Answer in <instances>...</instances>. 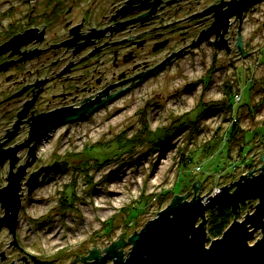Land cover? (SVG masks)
I'll return each instance as SVG.
<instances>
[{"label": "rangeland", "instance_id": "374dc122", "mask_svg": "<svg viewBox=\"0 0 264 264\" xmlns=\"http://www.w3.org/2000/svg\"><path fill=\"white\" fill-rule=\"evenodd\" d=\"M260 58L264 62V52ZM223 61L216 64L213 49L204 46L123 97L48 135L41 147L47 158L56 154L78 162L38 190L27 206L22 233L30 252L52 260L50 264H72L77 254L75 264H82L88 249L95 246L103 256L123 233L126 243L115 252L122 249L125 257L132 247L128 237L155 218L174 195L187 193L190 200L196 193L213 194L259 169L264 162V63L253 61L248 69ZM228 91L239 93L240 101L230 99ZM222 101L233 103L232 109L204 113L194 133L186 123L173 130L165 146L146 140L128 144L135 135L146 138L149 131L193 118L199 103ZM234 118L241 129L238 139L223 142ZM155 134L163 137L159 131ZM188 155L193 160L183 168ZM62 202L69 204L63 208ZM249 208L245 204L239 220L253 212ZM260 237L258 230L250 244ZM111 262L107 258L103 264Z\"/></svg>", "mask_w": 264, "mask_h": 264}, {"label": "flooded vegetation", "instance_id": "af4514ba", "mask_svg": "<svg viewBox=\"0 0 264 264\" xmlns=\"http://www.w3.org/2000/svg\"><path fill=\"white\" fill-rule=\"evenodd\" d=\"M237 1L0 0V264L51 263L29 250L22 233L26 208L75 165L69 156L42 152L62 125L36 137L43 126L37 117L76 109L104 92L99 110L204 46L213 49L216 64L226 59L249 69L264 63V0L231 15L225 29L210 31ZM158 65V73L132 80ZM65 158L69 169L43 179L44 167ZM242 203L253 210L257 199Z\"/></svg>", "mask_w": 264, "mask_h": 264}, {"label": "water", "instance_id": "95a60500", "mask_svg": "<svg viewBox=\"0 0 264 264\" xmlns=\"http://www.w3.org/2000/svg\"><path fill=\"white\" fill-rule=\"evenodd\" d=\"M258 1L260 0H239L231 4L226 13L217 18L210 31L214 28L225 29L231 15L240 17L249 4ZM145 17L146 15H142L136 20H144ZM237 45L242 50L240 40ZM161 69L162 65H158L136 75L132 80L138 78V81L142 82ZM121 92L122 90L115 92L108 99L118 96ZM104 94L101 92L95 99L76 109L63 108L38 116L36 121L43 126L36 137L47 134L56 126L93 114L107 101L101 100ZM76 162L78 161H73ZM70 165L71 160L67 158L47 165L41 170L44 171L43 179L51 173L62 172ZM258 171L255 174L254 170H250L230 184L220 187L218 192L206 196L196 193L197 187L193 183L196 194L190 200L186 199L187 193L184 196L174 195L155 218L147 221L140 231L128 237L132 247L127 256L124 257L122 249L115 252L117 247L126 243L121 240L122 233L120 239L113 242L103 256L98 255L99 248L95 246L88 249L89 254L81 256L82 264H103L107 258H111V264H264V162ZM37 185L38 183L34 184L30 191ZM251 199H257L253 212L246 213L244 218L239 220L240 204ZM214 207H229L234 215V219L217 238L209 237L206 230V212ZM258 230L261 237L250 244ZM77 258L76 254L75 261ZM75 261L72 264H75ZM36 264L47 262L36 261Z\"/></svg>", "mask_w": 264, "mask_h": 264}, {"label": "trees", "instance_id": "16d2710c", "mask_svg": "<svg viewBox=\"0 0 264 264\" xmlns=\"http://www.w3.org/2000/svg\"><path fill=\"white\" fill-rule=\"evenodd\" d=\"M252 84H253V82H252ZM230 91H228L227 94H229L230 99H233L234 98L233 96L235 93L232 94ZM232 105H233V103H231V102L229 104H227V103L225 104V102H223V101L217 102V103H209V102L199 103L198 106H196L195 109L193 110V111H196L195 116L193 118H190V119L186 118L184 120H180L177 124H173L170 127H166V128L164 127L161 129L158 128V130L149 131L147 133L149 137H146V138L139 136V135H135L134 138H132L128 141V144L134 145L138 142L141 143L142 141H145V140L150 142L154 146L159 145L161 142H163V144L164 143L166 144L168 142L167 139H169L170 134L173 132L174 129L177 130V129H180L182 127H185L186 123H188L186 128H188V129L190 128V132L194 133V132L198 131V124L197 123H198L200 117L204 113L209 112V111H215V110L216 111H218V110L224 111V109H226L227 112H229L232 109V107H231ZM182 118L183 117H181L180 119H182ZM145 128L146 127L144 126L143 129H145ZM158 131L162 133L163 137H161V136L156 137L155 133ZM240 131H241V129H239L237 127V118H234V120L232 121V125L230 126L229 130L227 131L228 134L226 133L228 136L225 135V137H224V139H226V141H223V142H227L228 140L233 141V140L238 139L236 135ZM243 135L244 134H242L241 139L244 141ZM218 139H219V142L221 140H223V138H217V140ZM165 140H167V141H165ZM165 144H164V146H165ZM216 146H217V144H214V145H212V148L216 147ZM242 147H244V146L241 144L240 148L243 149ZM209 150L210 149L204 148L205 152H208ZM191 160H193V157L188 155L186 158H184L182 160L183 162H181V166L183 165V168H184L189 162H191ZM64 200L66 201L65 198H64ZM66 204L62 202V207L64 208L66 206ZM245 204L246 203L241 204V209L245 207ZM206 218H207L206 230H207L208 236L211 238H217V237L222 235L224 230L231 223V221L234 218V215L231 212V209L229 207H224V208L214 207L212 209H209L206 212ZM108 221H110V220H108ZM108 221H107V223H108Z\"/></svg>", "mask_w": 264, "mask_h": 264}, {"label": "built area", "instance_id": "2783aa9c", "mask_svg": "<svg viewBox=\"0 0 264 264\" xmlns=\"http://www.w3.org/2000/svg\"><path fill=\"white\" fill-rule=\"evenodd\" d=\"M240 98H241V95H240L239 93H235V94H234V100H235L236 102H237V101H240ZM218 190H219V189L215 190V191L213 192V194L216 193Z\"/></svg>", "mask_w": 264, "mask_h": 264}]
</instances>
